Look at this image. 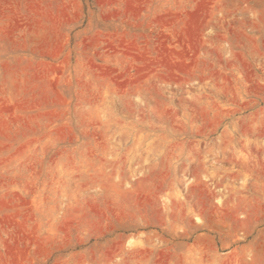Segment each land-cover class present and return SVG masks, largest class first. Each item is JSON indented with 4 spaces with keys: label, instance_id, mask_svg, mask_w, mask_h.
Masks as SVG:
<instances>
[{
    "label": "rangeland",
    "instance_id": "374dc122",
    "mask_svg": "<svg viewBox=\"0 0 264 264\" xmlns=\"http://www.w3.org/2000/svg\"><path fill=\"white\" fill-rule=\"evenodd\" d=\"M0 264H264V0H0Z\"/></svg>",
    "mask_w": 264,
    "mask_h": 264
}]
</instances>
